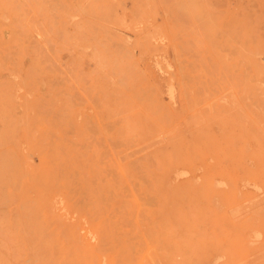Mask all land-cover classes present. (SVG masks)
<instances>
[{
    "label": "rangeland",
    "instance_id": "obj_1",
    "mask_svg": "<svg viewBox=\"0 0 264 264\" xmlns=\"http://www.w3.org/2000/svg\"><path fill=\"white\" fill-rule=\"evenodd\" d=\"M0 264H264V0H0Z\"/></svg>",
    "mask_w": 264,
    "mask_h": 264
},
{
    "label": "bare ground",
    "instance_id": "obj_2",
    "mask_svg": "<svg viewBox=\"0 0 264 264\" xmlns=\"http://www.w3.org/2000/svg\"><path fill=\"white\" fill-rule=\"evenodd\" d=\"M182 16V15H181ZM182 19V18H181ZM186 20V19H185ZM184 20V21H185ZM187 23V22H186ZM170 34V33H169ZM220 34V33H219ZM218 35V34H217ZM216 35V36H217ZM245 39V38H244ZM207 41V40H206ZM228 42H229V40H228ZM178 46V45H177ZM227 46V45H226ZM211 47V46H210ZM219 47V46H218ZM217 47V48H218ZM225 47V46H224ZM171 48V47H170ZM196 48V47H195ZM221 49V48H220ZM224 50H226V49H224ZM236 49H234V51H235ZM172 51V50H171ZM222 51V50H221ZM227 51V50H226ZM201 52V51H200ZM174 55H175V53H174ZM195 55V54H194ZM197 56V55H196ZM171 58V57H170ZM217 58V57H216ZM2 59V58H1ZM172 59V58H171ZM176 60V59H175ZM232 61H233V59H232ZM3 62H4V60H3ZM177 62V61H176ZM222 64V63H221ZM168 66V65H167ZM198 66V65H197ZM249 66V65H248ZM163 67V66H162ZM211 67V66H210ZM250 67V66H249ZM1 68H2V66H1ZM164 68V67H163ZM192 68V67H191ZM204 68V67H203ZM167 69H168V67H167ZM213 69V68H212ZM170 70H171V68H170ZM191 71V70H190ZM244 71V70H243ZM249 71V70H248ZM169 72V71H168ZM229 72V71H228ZM171 73V72H170ZM210 73V72H209ZM244 74H245V72H244ZM118 75V74H117ZM173 75V74H172ZM203 77V76H202ZM211 78V77H210ZM216 78V77H215ZM208 80V79H207ZM217 80V79H216ZM199 81V80H198ZM193 82V81H192ZM190 83V82H189ZM181 84V83H180ZM201 84H203V83H201ZM258 84H260V83H258ZM230 86V85H229ZM244 90V89H243ZM171 93V92H170ZM119 94V93H118ZM184 94V93H183ZM185 95V94H184ZM185 97V96H184ZM187 98V97H186ZM230 98H231V96H230ZM241 101V100H240ZM187 105V104H186ZM205 107H207V106H205ZM209 108V107H208ZM126 125V124H125ZM166 135V134H165ZM157 136H158V134H157ZM161 136V135H160ZM162 139V138H161ZM132 140V139H131ZM96 141V140H95ZM98 143V142H97ZM97 143L95 144V145H97ZM70 144V143H69ZM89 144H90V142H89ZM92 144V143H91ZM111 144V143H110ZM121 144H122V142H121ZM83 145V144H82ZM86 145V144H85ZM85 145H84V147H85ZM88 145V144H87ZM115 145V144H114ZM137 145V144H136ZM98 146V145H97ZM100 146V145H99ZM83 147V146H82ZM90 149H91V147H90ZM25 151V150H24ZM36 151V150H35ZM102 154H104V153H102ZM94 155V154H93ZM98 156V155H97ZM28 157V156H27ZM98 158H102V157H98ZM106 158V156L104 157V159ZM120 158V157H119ZM27 161H28V159H26ZM150 160V159H149ZM102 161H103V159H102ZM105 162V161H104ZM120 162H122V161H120ZM104 164V163H103ZM83 165V164H82ZM37 167V166H36ZM107 167V166H106ZM192 167V166H191ZM190 167V168H191ZM135 170V169H134ZM108 172H109V170H108ZM113 172V171H112ZM113 174V173H112ZM22 175V174H21ZM186 175V174H185ZM62 176H63V174H62ZM115 176V175H114ZM2 177V176H1ZM37 177V176H36ZM63 178V177H62ZM112 178H114V177H112ZM63 180V179H62ZM198 180V179H197ZM116 181V180H115ZM49 182V181H48ZM215 182H216V180H215ZM50 184V183H49ZM40 186V185H39ZM127 187V186H126ZM45 188V187H44ZM50 189V188H49ZM3 194V193H2ZM74 194V193H73ZM85 194V193H84ZM69 197V196H68ZM109 198V197H108ZM143 198V197H142ZM151 198H152V196H151ZM103 201V200H102ZM153 201V200H152ZM150 202V201H149ZM81 203V202H80ZM101 203V202H100ZM153 205V204H152ZM76 214V213H75ZM88 216V215H87ZM140 216V215H139ZM34 217V216H33ZM29 218H31V217H29ZM33 219H35V218H32V220L31 221H33ZM126 219V218H125ZM31 221H30V223H31ZM130 222V221H129ZM129 222H128V226H129ZM131 229V228H130ZM23 232V231H22ZM8 251V250H7ZM12 252V251H11ZM34 255V254H33ZM47 257V256H46ZM152 261V260H151Z\"/></svg>",
    "mask_w": 264,
    "mask_h": 264
}]
</instances>
